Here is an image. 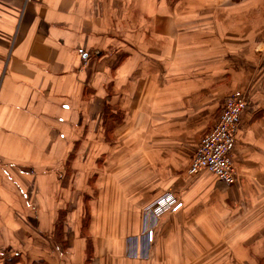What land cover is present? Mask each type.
<instances>
[{
    "label": "crops",
    "instance_id": "crops-1",
    "mask_svg": "<svg viewBox=\"0 0 264 264\" xmlns=\"http://www.w3.org/2000/svg\"><path fill=\"white\" fill-rule=\"evenodd\" d=\"M237 89V183L190 176ZM0 258L264 264V0H0Z\"/></svg>",
    "mask_w": 264,
    "mask_h": 264
},
{
    "label": "built area",
    "instance_id": "built-area-1",
    "mask_svg": "<svg viewBox=\"0 0 264 264\" xmlns=\"http://www.w3.org/2000/svg\"><path fill=\"white\" fill-rule=\"evenodd\" d=\"M249 92L234 90L224 100L223 111L216 124L200 139L199 145L188 170L190 176H196L208 170L228 186L237 183L239 170L232 156L242 114L249 105ZM183 202H177L171 192L148 204L144 212L153 214L157 220L168 212H176ZM154 229L148 231L153 240Z\"/></svg>",
    "mask_w": 264,
    "mask_h": 264
},
{
    "label": "trees",
    "instance_id": "trees-1",
    "mask_svg": "<svg viewBox=\"0 0 264 264\" xmlns=\"http://www.w3.org/2000/svg\"><path fill=\"white\" fill-rule=\"evenodd\" d=\"M1 259L2 258H0V262H1V264H13L14 262H16L17 260H16V258L14 259V258H5V260H3V262L1 261Z\"/></svg>",
    "mask_w": 264,
    "mask_h": 264
},
{
    "label": "rangeland",
    "instance_id": "rangeland-1",
    "mask_svg": "<svg viewBox=\"0 0 264 264\" xmlns=\"http://www.w3.org/2000/svg\"><path fill=\"white\" fill-rule=\"evenodd\" d=\"M79 183H80V182H79ZM3 260H4V259H1L2 262H3ZM0 264H1V262H0Z\"/></svg>",
    "mask_w": 264,
    "mask_h": 264
}]
</instances>
